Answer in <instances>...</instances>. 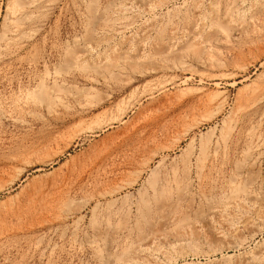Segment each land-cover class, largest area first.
<instances>
[{
    "label": "rangeland",
    "instance_id": "374dc122",
    "mask_svg": "<svg viewBox=\"0 0 264 264\" xmlns=\"http://www.w3.org/2000/svg\"><path fill=\"white\" fill-rule=\"evenodd\" d=\"M20 198L0 264H264V0H0Z\"/></svg>",
    "mask_w": 264,
    "mask_h": 264
},
{
    "label": "bare ground",
    "instance_id": "6f19581e",
    "mask_svg": "<svg viewBox=\"0 0 264 264\" xmlns=\"http://www.w3.org/2000/svg\"><path fill=\"white\" fill-rule=\"evenodd\" d=\"M128 105V104H127ZM97 132V131H96ZM191 146V145H190ZM204 149V148H203ZM194 150V149H193ZM192 150V151H193ZM205 150V149H204ZM203 150V151H204ZM207 152V151H206ZM205 153V152H204ZM215 154V153H214ZM216 154H217V152H216ZM204 155H203V152H202V157H203ZM199 160H200V158H199ZM203 163V162H202ZM201 163V164H202ZM205 163V162H204ZM95 164V163H94ZM157 169V168H156ZM146 171V170H145ZM153 176V175H152ZM157 181V180H156ZM155 180H154V182H156ZM166 181V180H165ZM165 183V182H164ZM161 184V183H160ZM167 185V184H166ZM165 186V185H164ZM163 186V189L165 188ZM162 187V186H161ZM160 188V187H159ZM155 188H153V190H154ZM156 190V189H155ZM162 189L160 188V191H161ZM156 192L157 191H154V193H155V197H156ZM153 197H154V195H153ZM23 201H25V199H19V202L16 204V206L15 207H13V208H11V209H9V210H7L6 212H2L1 214H0V225H3V224H5L7 221H8V219L9 218H11L12 216H16L17 214H19V212H20V210H22V208H21V205L23 204ZM29 203H31V202H29ZM145 204H147V203H144L143 205H145ZM149 204V203H148ZM147 204V205H148ZM147 205L145 206V207H147ZM163 205V204H162ZM148 206H150V205H148ZM159 206V205H158ZM157 206V207H158ZM164 206V205H163ZM170 206V205H169ZM140 207V206H139ZM159 208V207H158ZM140 209H141V207H140ZM146 209V208H145ZM152 209V208H151ZM150 209V210H151ZM163 210H164V208H162ZM139 210V209H138ZM154 210H156V209H154ZM147 212H148V210H146ZM143 213V212H142ZM150 214H151V212H149ZM21 214V213H20ZM143 215V214H142ZM141 215V216H142ZM16 217H18V216H16ZM13 218V217H12ZM12 221V220H11ZM7 232V231H6Z\"/></svg>",
    "mask_w": 264,
    "mask_h": 264
}]
</instances>
